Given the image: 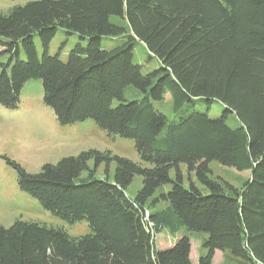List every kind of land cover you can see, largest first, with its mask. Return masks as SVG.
<instances>
[{
	"label": "trees",
	"instance_id": "1",
	"mask_svg": "<svg viewBox=\"0 0 264 264\" xmlns=\"http://www.w3.org/2000/svg\"><path fill=\"white\" fill-rule=\"evenodd\" d=\"M58 30L79 38L64 61L49 53ZM137 42L157 68L132 62ZM31 80L60 125L91 120L131 140L138 162L87 150L29 174L5 158L19 191L89 232L0 226V264H192V234L205 235L198 264L216 252L227 264H264V0L29 1L0 13V106L17 109ZM128 88L138 94L126 99ZM166 100L171 118L155 106ZM211 162L246 175L241 187L213 179ZM111 163V181L95 177ZM182 165L199 186H184ZM162 231L183 235L158 250Z\"/></svg>",
	"mask_w": 264,
	"mask_h": 264
},
{
	"label": "rangeland",
	"instance_id": "2",
	"mask_svg": "<svg viewBox=\"0 0 264 264\" xmlns=\"http://www.w3.org/2000/svg\"><path fill=\"white\" fill-rule=\"evenodd\" d=\"M29 1L32 0H0V13H6L11 8L22 6ZM78 42L77 35H66L64 31L58 30L50 42L49 53L59 54L60 59L64 61ZM34 43L38 54H41L37 36H34ZM81 44L86 45V40ZM111 45V39L101 40V47L109 48ZM132 62L140 65L143 73L158 67V62L155 59H149L145 47L138 42L133 46ZM136 94H138L136 90L128 88L125 98L131 99ZM42 97L41 82L31 80L21 89L17 109L7 110L0 106V226L7 228L15 221L35 222L47 227L62 228L73 237L85 235L89 232L85 222L70 225L56 219L43 210L34 198L19 191L16 170L7 163L5 158L15 162L26 173L36 174L45 164H55L62 158L77 156L87 150L108 151L112 155L138 162L134 145L131 140L108 136L91 120L74 125H60L53 111L43 104ZM155 106L169 118L172 117L170 100L161 104L155 103ZM221 111L222 107L215 104L209 109L208 114L215 118L221 115ZM209 168L213 179L225 182L233 188H240L246 178L243 173L239 174L234 169L223 168L216 162H211ZM113 171V163L108 168L102 164L96 169L95 177L108 178L111 181ZM180 171L185 187L189 184L199 186L194 174H189L184 165L180 167ZM171 176H174V173H171ZM140 188L141 178L135 176L126 190L127 196L134 197ZM168 189V186L164 188V190ZM182 235V232L170 234L162 231L154 238L155 248L167 249ZM203 237H205L203 234L190 235L192 264H198L199 258L205 254L201 242ZM228 256L227 253L216 252L212 264H227Z\"/></svg>",
	"mask_w": 264,
	"mask_h": 264
}]
</instances>
